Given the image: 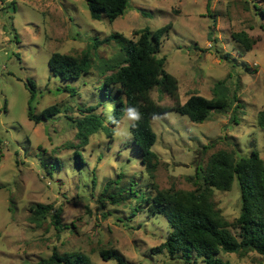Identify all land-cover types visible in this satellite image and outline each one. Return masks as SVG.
Returning a JSON list of instances; mask_svg holds the SVG:
<instances>
[{"label": "rangeland", "instance_id": "rangeland-1", "mask_svg": "<svg viewBox=\"0 0 264 264\" xmlns=\"http://www.w3.org/2000/svg\"><path fill=\"white\" fill-rule=\"evenodd\" d=\"M166 24L171 28L157 56L177 80L179 104L191 95L211 99L215 83L224 81L232 105L228 113L210 112L203 123L174 111L152 119L151 150L158 163L151 179L131 139L117 138L113 130L110 136L99 130L86 142L77 138L75 122L91 107L107 125L97 68L118 46L100 44L90 74L76 81L54 77L47 61L52 53L78 56L93 39L117 33L136 40L135 31L154 32ZM240 32L253 41L248 51L232 38ZM26 79L37 91L34 117L49 106L58 114L38 124L28 120ZM66 86L73 95L62 91ZM150 97L160 106L175 104L157 88ZM219 150H235L238 157L254 151L264 161V0H128L124 14L111 22L103 14L91 20L85 0H0V264H40L53 251L82 254L91 264H116L100 258L102 248L117 250L126 264H185L180 255L152 253L171 228L136 200L153 196V185L194 190L196 172ZM76 151L84 162L80 168ZM44 165L51 166L49 174ZM119 191L133 197L118 201ZM213 201L233 222L240 212L237 180L228 192L215 190ZM36 204L51 205V214L60 209L69 229L57 232L49 215L33 224ZM220 256L232 264H264L254 252ZM186 263L199 260L192 256Z\"/></svg>", "mask_w": 264, "mask_h": 264}, {"label": "trees", "instance_id": "trees-1", "mask_svg": "<svg viewBox=\"0 0 264 264\" xmlns=\"http://www.w3.org/2000/svg\"><path fill=\"white\" fill-rule=\"evenodd\" d=\"M91 20H100L105 15L108 21H113L124 14L128 0H85ZM171 25L166 24L151 32L148 28L135 31L136 40H128L114 33L99 41L92 40L78 56L52 53L47 66L54 77L61 81H76L90 74L93 68L92 56L102 43L114 42L118 46L116 55L108 61H101L98 74L102 80L98 88L99 99L113 105V115L117 120L123 118V109L135 106L143 114L139 127L132 130L131 144L139 151V163L144 167L149 177L157 167V156L151 150L155 144L156 135L151 128L153 116L157 117L168 111H174L186 116L193 123H203L210 112L228 113L232 103L229 100L224 81L215 83L211 99L199 95H191L184 104L177 101V80L164 69V57L157 54L161 46V38L167 35ZM232 38L243 45L245 51L251 49L253 41L243 32L232 34ZM25 88L29 93L27 100V118L38 124L47 121L60 111L55 106H49L34 117V103L37 96L35 84L26 79ZM157 88L162 94L173 99V107L156 104L150 97V92ZM63 92L74 94V89L64 87ZM101 104V103H100ZM102 105V104H101ZM105 106V107H106ZM97 107L87 109L89 115L78 120L75 125L77 138L86 142L88 137L104 131L112 134L113 125L102 123V119L92 114ZM234 121V117L230 118ZM75 165L80 168L84 162L80 153H74ZM46 172L49 168L44 165ZM197 180L192 191L158 190L153 185L155 194H143L136 200L137 206L148 205L152 214L162 215L171 228L166 240L154 249L153 254L162 251L170 257L180 255L182 259L195 256L199 264H232L224 261L220 254H237L254 252L264 257V161L256 152L248 157H238L235 150H219L213 153L205 169L196 172ZM239 186L240 212L233 222H228L213 201L214 191L228 192L233 180ZM127 193V192H126ZM127 195V196H125ZM118 201L125 202L133 197V193L117 192ZM111 198H114L112 195ZM117 200V198H116ZM51 205L36 204L32 208L30 221L39 226L41 221L50 216V224L59 232L69 229L60 221V209L51 214ZM135 210V208H134ZM134 215V214H133ZM232 230L237 234H233ZM99 256L103 261L114 260L116 264H126L124 256L112 248H102ZM40 264H91L88 258L79 253L52 254L40 261Z\"/></svg>", "mask_w": 264, "mask_h": 264}, {"label": "clouds", "instance_id": "clouds-1", "mask_svg": "<svg viewBox=\"0 0 264 264\" xmlns=\"http://www.w3.org/2000/svg\"><path fill=\"white\" fill-rule=\"evenodd\" d=\"M123 121L117 120L113 115V105L108 104L105 112V123L113 125V134L122 140L132 139V130L139 127L143 114L138 107L130 106L123 109ZM156 115L153 119H157Z\"/></svg>", "mask_w": 264, "mask_h": 264}]
</instances>
